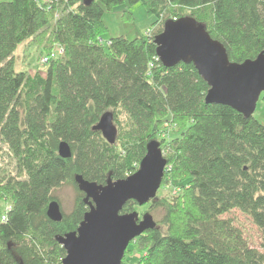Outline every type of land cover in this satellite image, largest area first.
<instances>
[{
	"label": "trees",
	"instance_id": "trees-1",
	"mask_svg": "<svg viewBox=\"0 0 264 264\" xmlns=\"http://www.w3.org/2000/svg\"><path fill=\"white\" fill-rule=\"evenodd\" d=\"M138 4L155 31L104 43V13L124 7L127 22ZM183 17L219 41L231 62L264 52V0L0 1V264H62L56 239L76 231L88 210L75 177L98 186L123 180L151 141L167 162L161 188L176 183L177 192L143 205L142 216L159 214L155 227L130 242L121 264L126 253L141 256L125 264H264V125L205 104L208 86L193 64L161 65L153 37ZM26 43L37 62L55 46L63 53L42 64L44 75L17 71L14 54ZM108 112L114 143L94 129ZM60 143L70 157L58 155ZM67 185L75 194L65 214L55 191ZM52 201L62 212L57 222L46 213ZM137 207L128 201L121 214ZM232 211L256 226L259 250L223 219Z\"/></svg>",
	"mask_w": 264,
	"mask_h": 264
},
{
	"label": "water",
	"instance_id": "water-1",
	"mask_svg": "<svg viewBox=\"0 0 264 264\" xmlns=\"http://www.w3.org/2000/svg\"><path fill=\"white\" fill-rule=\"evenodd\" d=\"M153 39L162 66L193 64L208 86L205 104H222L245 117L253 116L257 101L264 97V52L253 60L231 62L225 47L187 17L164 22ZM94 129L114 143L117 131L111 113L102 115ZM145 152L138 168L123 180L98 186L75 177L88 210L76 231L56 239L65 250L62 264H121L130 242L155 227L149 214L140 218L136 211L121 214L128 201L146 205L161 186L167 162L159 143L151 141ZM58 155L64 159L71 156L68 144L60 143ZM46 213L54 222L62 218L57 201L48 204Z\"/></svg>",
	"mask_w": 264,
	"mask_h": 264
},
{
	"label": "rangeland",
	"instance_id": "rangeland-1",
	"mask_svg": "<svg viewBox=\"0 0 264 264\" xmlns=\"http://www.w3.org/2000/svg\"><path fill=\"white\" fill-rule=\"evenodd\" d=\"M123 10L124 7L119 6L116 7L111 13H104L103 22L108 29L105 35H103L101 38L104 43L107 42L108 39L115 38L116 36H123L128 40L139 36V34L150 35L155 31L154 27H150L152 19L146 16L142 5L138 4L131 9H127L128 12L132 14L131 17V15L126 13L127 17H130V21L127 22L122 21L121 14L123 13ZM55 50L56 48L54 47L53 51ZM14 56L16 62L15 67L17 71L26 73L29 72L31 74H45L47 66L42 65L41 59L37 62V55H35V50L32 49L30 44L26 43L18 47V49L15 51ZM253 113V117L259 123L264 125V102L261 101V99L257 101L255 111ZM175 184L171 183L169 185L168 183V185H166L164 188H161L160 186L156 193V197H169L171 195H176V193L172 191V187ZM74 194V190L68 185L63 186L55 191V196L60 202L61 211L65 214L69 213L74 204ZM147 209V206H142L135 208V211L138 213V216L140 218L142 217V214L147 212ZM158 216L159 214L154 215L153 219L157 220ZM226 218L233 220L235 227L239 228L243 238L247 239L250 247L258 250L260 249L259 245L261 243V237L256 226L251 223L250 219H248L245 215L240 214L239 211H232L224 215L223 219ZM126 254L127 256L123 264L127 263L128 261L136 262L141 256L139 253H133L132 255H130L129 253Z\"/></svg>",
	"mask_w": 264,
	"mask_h": 264
},
{
	"label": "built area",
	"instance_id": "built-area-1",
	"mask_svg": "<svg viewBox=\"0 0 264 264\" xmlns=\"http://www.w3.org/2000/svg\"><path fill=\"white\" fill-rule=\"evenodd\" d=\"M59 0H43V4H57ZM172 20H176L175 18H173ZM56 50L55 51H52L50 54H49V57L46 56V57H43L41 58V61H42V64H47L51 61V59H57L59 57H61L62 53H63V49L62 47H59V46H55ZM172 191H174L175 193L177 192L176 189H173ZM5 212L6 211H10V207L7 206L5 209ZM1 221L2 222H5L6 221V215H2L1 217Z\"/></svg>",
	"mask_w": 264,
	"mask_h": 264
}]
</instances>
